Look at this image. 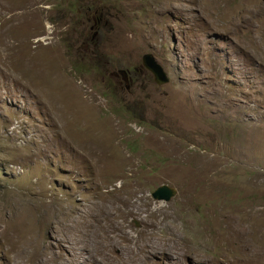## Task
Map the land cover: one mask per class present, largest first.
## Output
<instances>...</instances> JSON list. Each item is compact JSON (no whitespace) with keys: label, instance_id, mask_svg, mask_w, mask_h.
I'll return each instance as SVG.
<instances>
[{"label":"rangeland","instance_id":"rangeland-1","mask_svg":"<svg viewBox=\"0 0 264 264\" xmlns=\"http://www.w3.org/2000/svg\"><path fill=\"white\" fill-rule=\"evenodd\" d=\"M0 264H264V0H0Z\"/></svg>","mask_w":264,"mask_h":264},{"label":"water","instance_id":"water-1","mask_svg":"<svg viewBox=\"0 0 264 264\" xmlns=\"http://www.w3.org/2000/svg\"><path fill=\"white\" fill-rule=\"evenodd\" d=\"M141 63L142 66L152 74L153 80L157 85H163L169 81V77L163 66L156 60L152 53H144L141 56ZM175 193L176 190L173 187L167 184H161L151 192V197L158 201H168ZM136 225H138V223Z\"/></svg>","mask_w":264,"mask_h":264},{"label":"bare ground","instance_id":"bare-ground-1","mask_svg":"<svg viewBox=\"0 0 264 264\" xmlns=\"http://www.w3.org/2000/svg\"><path fill=\"white\" fill-rule=\"evenodd\" d=\"M60 207V206H59ZM43 210V209H42ZM35 212V211H34ZM39 212V211H38ZM45 215H47L46 213H45ZM41 216V215H40ZM59 216V215H58ZM33 217V216H32ZM44 217V216H43ZM50 218V215L48 216L47 215V220ZM44 219V218H43ZM51 219V218H50ZM54 219V218H53ZM27 220V219H26ZM18 221V220H17ZM35 221V220H34ZM28 222V221H27ZM40 222V221H39ZM52 222V221H51ZM31 223H33V222H31ZM33 226H35V223H33ZM36 226H38V224L36 225ZM29 227V226H28ZM79 228H81L80 226H79ZM78 229V228H77ZM83 233V232H82ZM41 240V239H40ZM40 240H39V242H40ZM38 248V247H37ZM87 249V248H86Z\"/></svg>","mask_w":264,"mask_h":264}]
</instances>
